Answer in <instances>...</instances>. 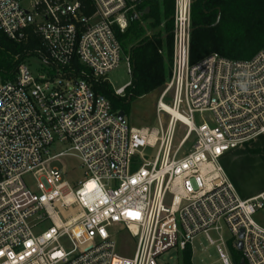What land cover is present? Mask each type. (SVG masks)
Returning <instances> with one entry per match:
<instances>
[{
    "label": "built area",
    "instance_id": "obj_1",
    "mask_svg": "<svg viewBox=\"0 0 264 264\" xmlns=\"http://www.w3.org/2000/svg\"><path fill=\"white\" fill-rule=\"evenodd\" d=\"M142 1L0 0V32L21 43L31 30L41 42L14 79L0 82V264H159L172 249L193 252L199 235L224 264H235L232 249L245 264H264V226L255 219L264 191L242 199L219 162L264 135V47L247 60L212 53L191 62L193 0H175L171 76L157 102L168 120L130 126L94 84L120 64L118 34ZM126 61L131 74L129 54ZM178 122L185 132L175 145ZM56 142L66 149L52 155ZM146 147L157 148L154 157ZM66 156L83 168L77 185L50 166ZM29 173L39 194L24 184ZM114 224L136 239L132 256L117 252Z\"/></svg>",
    "mask_w": 264,
    "mask_h": 264
},
{
    "label": "trees",
    "instance_id": "obj_2",
    "mask_svg": "<svg viewBox=\"0 0 264 264\" xmlns=\"http://www.w3.org/2000/svg\"><path fill=\"white\" fill-rule=\"evenodd\" d=\"M175 0H144L137 7V15L130 16V24L118 37L123 47H130L132 80L125 95L115 93L108 82H96L94 90L104 95L114 111H128L134 98L144 96L167 84L173 61V27ZM149 8V13H145ZM220 17V18H219ZM152 19V29L161 30L153 36L142 37L140 26L144 19ZM219 18V21H218ZM218 21V22H217ZM41 47L40 39L29 30L26 42H15L0 32V78L12 80L20 61ZM264 47V0H193L191 62L218 53L224 57L251 59ZM264 160V149H252ZM235 264H242L239 251L232 249ZM189 247L181 253V264H193Z\"/></svg>",
    "mask_w": 264,
    "mask_h": 264
},
{
    "label": "rangeland",
    "instance_id": "obj_3",
    "mask_svg": "<svg viewBox=\"0 0 264 264\" xmlns=\"http://www.w3.org/2000/svg\"><path fill=\"white\" fill-rule=\"evenodd\" d=\"M152 22L153 20L150 18L141 21L140 26L144 31L142 37L153 36L163 27L162 24L160 27L152 29L150 27V23ZM123 48L124 55L122 56L120 64L106 74L108 82L115 91L127 85L132 80V75L128 71V64L126 61V55L129 53L128 50L130 47ZM27 62L33 67L39 68L40 59L37 56L28 57ZM165 87L166 85L161 86L144 96L134 98L125 114L126 123L138 128H159L161 122H167V114H157V102ZM165 101L168 102V100ZM204 116L208 118L207 113L204 114ZM200 117L201 115L198 113L195 115L197 123H199ZM184 132V125L178 122L174 139L175 145L179 143ZM192 144L193 138L187 142L182 151L190 150ZM256 148L264 149V135L258 137L249 145L240 146L227 152L219 159L220 164L225 169L239 195L243 199L255 196L264 191V160L260 154L252 151V149ZM65 149L66 146L63 143L56 142L51 147V153L52 155H56ZM141 150L145 155L152 158L155 156L157 148L146 147ZM50 166L67 171V177H63L72 185H77L79 181L85 179L83 168L80 166V161L77 158L71 156L60 157L52 161ZM23 181L31 193H40L38 179L32 173L26 174L23 177ZM255 219L264 226V212L256 215ZM49 226L50 222H45L42 230ZM110 230L115 232L114 240L117 252L121 255L132 256L136 248V239L131 237L127 231H119V226L116 224L112 225ZM221 233L224 241L228 242L231 238V232L226 225H222ZM211 235L215 240H220L219 233L212 232ZM65 246L67 249L71 248L68 243L65 244ZM192 260L193 264H224L222 253L215 244H210L209 239L205 235H199L194 239ZM157 262L159 264H181V252L172 249L159 256Z\"/></svg>",
    "mask_w": 264,
    "mask_h": 264
},
{
    "label": "bare ground",
    "instance_id": "obj_4",
    "mask_svg": "<svg viewBox=\"0 0 264 264\" xmlns=\"http://www.w3.org/2000/svg\"><path fill=\"white\" fill-rule=\"evenodd\" d=\"M165 107L171 113V115H173L174 118L181 119V120H184V121L188 122L187 117H185L181 113L177 112L176 110H174L173 108L169 107L168 105H166Z\"/></svg>",
    "mask_w": 264,
    "mask_h": 264
},
{
    "label": "water",
    "instance_id": "obj_5",
    "mask_svg": "<svg viewBox=\"0 0 264 264\" xmlns=\"http://www.w3.org/2000/svg\"><path fill=\"white\" fill-rule=\"evenodd\" d=\"M149 10H150V9L147 8L146 11H145V13H146V14L149 13ZM219 18H220V17H219ZM219 18H218V21H219ZM218 21H217V22H218ZM1 80H2V79L0 78V82H1ZM119 119H120L122 122H125V112H124V111H120V112H119ZM238 247H239V249H241V248H242V244L240 243ZM242 264H245V262H242Z\"/></svg>",
    "mask_w": 264,
    "mask_h": 264
},
{
    "label": "crops",
    "instance_id": "obj_6",
    "mask_svg": "<svg viewBox=\"0 0 264 264\" xmlns=\"http://www.w3.org/2000/svg\"><path fill=\"white\" fill-rule=\"evenodd\" d=\"M226 172V171H225ZM227 174V173H226ZM227 176H228V174H227ZM228 178H229V180L231 181V179H230V177L228 176ZM231 183L233 184V182L231 181ZM233 186H234V188H235V190H236V192H237V194L239 195V193H238V191H237V189H236V187H235V185L233 184ZM261 193V192H260ZM258 195V194H257ZM240 196V195H239ZM256 196V195H255ZM241 197V196H240ZM251 197H254V196H251ZM251 197H248V198H251ZM248 198H246V199H248ZM243 199V198H242Z\"/></svg>",
    "mask_w": 264,
    "mask_h": 264
}]
</instances>
